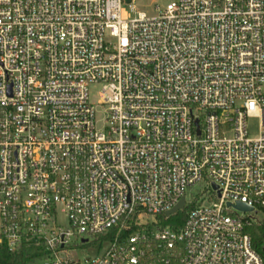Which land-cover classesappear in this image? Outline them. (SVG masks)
Wrapping results in <instances>:
<instances>
[{"label":"built area","instance_id":"2783aa9c","mask_svg":"<svg viewBox=\"0 0 264 264\" xmlns=\"http://www.w3.org/2000/svg\"><path fill=\"white\" fill-rule=\"evenodd\" d=\"M164 1L0 0V247L82 264L70 238L115 230L84 264H264V0Z\"/></svg>","mask_w":264,"mask_h":264},{"label":"rangeland","instance_id":"374dc122","mask_svg":"<svg viewBox=\"0 0 264 264\" xmlns=\"http://www.w3.org/2000/svg\"><path fill=\"white\" fill-rule=\"evenodd\" d=\"M133 4L135 6L133 10L129 9L127 5L124 6V10H123L124 19H127V20L132 19L139 12H145L149 17L155 16L156 6L163 8L165 6V1L164 0H134ZM101 89L102 87L97 86V85H93L90 88V101L91 103L94 104L95 111H96L97 125L99 128L105 127L106 123L104 119H105V116L108 114L106 112V107L99 104L101 100V97H100ZM247 129H248V134L250 138H253V139L259 138L260 119L250 118L247 123ZM196 189H198L199 193L206 192L208 190L207 187L203 184L199 185ZM195 195L196 193L194 191L188 192V201L194 198ZM188 209L189 207L186 206L183 210L179 212L187 211ZM262 217L263 216H261V218ZM61 222L66 224L67 222L66 216L64 215L61 216ZM114 235H115V232L110 231L109 233H106L103 235L89 237L87 239H90V246H87L86 244L82 243V240L85 239L86 237L74 235L70 238V243L72 244L70 248L78 250L73 255L76 257L77 260L81 261L82 264H84V261L85 259H87V257L94 255V253L97 250H100L101 244L103 242H109L113 240ZM86 248H92V249L87 250Z\"/></svg>","mask_w":264,"mask_h":264},{"label":"trees","instance_id":"16d2710c","mask_svg":"<svg viewBox=\"0 0 264 264\" xmlns=\"http://www.w3.org/2000/svg\"><path fill=\"white\" fill-rule=\"evenodd\" d=\"M187 211L179 212L169 218L164 214L157 216V225L159 228H180L186 220L188 212L193 208V205L188 206ZM177 219V220H176ZM115 232V230H112ZM246 232L250 235L253 248L264 259V223L252 224L246 228ZM43 244L39 241L32 240L24 244L19 252H10L5 245L0 247V264H31L34 260L45 256Z\"/></svg>","mask_w":264,"mask_h":264},{"label":"water","instance_id":"95a60500","mask_svg":"<svg viewBox=\"0 0 264 264\" xmlns=\"http://www.w3.org/2000/svg\"><path fill=\"white\" fill-rule=\"evenodd\" d=\"M196 124H198V122H196ZM214 188H216L215 185H214ZM229 206H232V205L229 204ZM234 207L237 210L241 211V212H249V213L253 212V208H251V207H249L246 204L241 203V202H238L236 205H234ZM184 208H185V197H183L181 199V201L173 209H171L170 211L166 212L165 216L167 218H169V217L177 214L179 211L183 210ZM262 251L264 253V248H263Z\"/></svg>","mask_w":264,"mask_h":264}]
</instances>
